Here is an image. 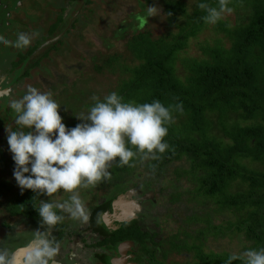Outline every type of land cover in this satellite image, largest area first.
Listing matches in <instances>:
<instances>
[{
	"label": "trees",
	"instance_id": "trees-1",
	"mask_svg": "<svg viewBox=\"0 0 264 264\" xmlns=\"http://www.w3.org/2000/svg\"><path fill=\"white\" fill-rule=\"evenodd\" d=\"M251 1L226 0L224 11L237 3L243 14L252 10L247 22L228 27L221 17L216 23H207V13L197 6L205 2L219 9V0H161L156 7L164 12L171 32L153 37L146 29L138 30L126 42L136 62L121 64L128 76L111 91L118 92L126 102L159 100L165 106L177 102L183 105L182 112H173L174 122L164 138L169 148L156 159H143V169L148 173L139 181L144 191L154 193L157 188L160 193L167 192V200L160 206L171 208V214L167 213L171 231L125 233L135 236L151 264H224L230 254L264 248V0L255 2L253 9ZM64 19L62 15L57 17L50 28L52 34L61 29ZM134 20L138 29L142 28L148 21L147 10L135 15ZM208 25L221 35L212 45L200 43V55L188 54L192 38ZM117 30L122 32L124 27ZM56 42L45 38L20 53L18 61L36 66ZM42 46L43 51L36 55ZM116 62L118 55L114 53L95 61L93 67L102 71L111 66L112 70ZM29 67L13 80L28 75ZM56 89L60 88L52 84L47 92L53 95ZM106 95L99 98L103 100ZM53 99L60 104L62 122L68 128L84 122L77 118L74 107L64 105L56 96ZM9 112V121L14 122L16 114L10 108ZM11 130H17L15 123ZM129 147L135 151L134 146ZM140 159L138 154L124 166L113 161L109 167L111 179L121 186L130 178L140 180ZM169 164L171 175L164 176ZM37 195L20 188L13 201L9 200V211L14 206L22 207L27 214L36 211L33 205L37 204ZM227 238L229 242L236 240V246H231Z\"/></svg>",
	"mask_w": 264,
	"mask_h": 264
},
{
	"label": "clouds",
	"instance_id": "clouds-1",
	"mask_svg": "<svg viewBox=\"0 0 264 264\" xmlns=\"http://www.w3.org/2000/svg\"><path fill=\"white\" fill-rule=\"evenodd\" d=\"M197 6L207 13L204 17L207 23H216L225 10L226 0H219V9L205 2ZM159 12L157 7L147 8L148 17ZM33 35L18 33L14 46L27 48ZM8 43L0 36V45ZM92 100L94 104L87 114L77 115L84 122L68 128L58 111L60 104L51 92L28 86L20 98L9 99L8 106L16 114L17 130L7 128V143L18 186L22 191L30 189L48 197L60 190L71 194L62 203L41 200L39 207L33 205L44 230L34 231L23 264H53L61 247L52 235V229L63 219L57 210L68 213L74 220L87 221L89 216L77 189L95 187L110 178L113 161L124 166L138 154L141 159H156L157 154L165 153L169 145L164 138L168 126L174 122L173 112L183 111L182 102L168 106L159 100L126 102L116 91L103 100L94 95ZM237 260L241 264H264V248L230 254L224 264ZM0 264H15L14 255L0 250Z\"/></svg>",
	"mask_w": 264,
	"mask_h": 264
},
{
	"label": "rangeland",
	"instance_id": "rangeland-1",
	"mask_svg": "<svg viewBox=\"0 0 264 264\" xmlns=\"http://www.w3.org/2000/svg\"><path fill=\"white\" fill-rule=\"evenodd\" d=\"M49 1L50 0H41V4H39L41 5L40 12L43 13V16L50 17L49 20L45 22H43V19L39 21L36 20L39 24L33 21V15L27 11L28 7L32 8L33 5H37V1L32 3V5H30L29 0L23 1V7L11 10L15 14L14 17L10 16L8 20L6 19L7 15H5L3 11L0 12L1 19L8 21L4 27L0 28V36L4 37V35L9 34V36L4 37L9 43L0 46V49L1 47L6 48L8 46L4 49V52L0 53V62H4V60L10 62L9 60H11V65L14 67V65L17 64L15 60L20 59L19 53H24L26 51L27 48L18 49L14 46V41L17 38V34L20 32L34 34L30 46L37 44L45 38H56L52 37L57 34L56 32L51 35H46L45 33L48 31L47 29L50 22L54 20L53 13L59 12L61 0H58L60 4L56 7V12L51 11ZM258 1L259 0L251 1L250 5L252 9L254 7L253 4ZM160 2L161 0H153L151 3H148L147 0H89V2L83 3V0H76L71 6H63L62 15L66 16L64 19L65 23L61 24V35L55 39V42L59 39L61 41L55 43V47L53 46V48L48 51L47 55L40 59L38 65L28 69L29 73L27 76L13 83L9 99L20 98L25 93L28 86L35 87L42 92H47V89L50 90L51 85L54 84L56 88L60 89H56L58 92L53 94L52 97L56 96V99L59 98L60 102L64 103V105L74 107L76 116L86 115L88 109L91 107L90 104L93 101L92 97L94 95L97 97L106 95L109 91L114 89V86L118 85V82L122 78L128 76V74L122 70L121 64L126 65L136 62L135 59L133 60L130 51L126 47L127 40L136 31L146 29L153 37L171 32V25L168 24L163 11L159 12L158 15L149 16L147 23L140 29L134 24L135 15L142 14L144 10H147L148 6H158ZM69 7L71 9H69ZM242 11L243 8L241 9V6L237 3V5H233L228 10L224 11L221 15V19L228 23V27H234L236 23L241 21L247 22L249 20V12L252 10H249V12L246 10L244 14ZM22 18L26 20L25 23L28 24V27L25 28L23 23L21 24V22L16 21V19L21 20ZM24 20L22 21L24 22ZM23 27L24 29H22ZM118 27H124V30L120 32L117 30ZM219 35H221V31L212 29L210 25L206 26L204 31L200 32L197 37L192 38L193 40L190 41L189 47L187 48L188 54L192 56L200 55L202 53L200 43L207 42L212 45L213 39L217 38ZM51 43L52 42H48L47 45H51ZM42 47L36 55H39V53L43 51L44 47ZM182 52L187 55L186 49H183ZM114 53L118 55L119 63H114L112 66L113 71L111 70V66L107 68L104 67L102 71L95 70L93 67L95 61H100ZM22 67H29V65H18L14 68V75H17L19 72L22 73ZM68 79H70V83H67L68 86H65L64 83L67 82ZM98 90H100V93ZM59 109L60 115L64 117V114L62 115L64 112L61 110V107ZM8 115L11 116L10 112ZM2 118L6 117L3 111L0 110V124H2ZM13 125L14 122L12 120L9 121L10 130ZM4 131L5 133L0 139V144L4 147L3 150L6 152L5 156L7 160L0 159V190L2 189V193H0V220L2 218H7L9 221L19 223L22 221L21 217L15 216L11 218L4 208V204L9 203L10 199L12 202L15 192L20 189L13 177L15 163L7 143L8 133L6 126ZM143 161V159H140L138 161L139 164H137L140 180L136 177L132 178V180L141 182L147 175L148 171L143 169L144 166H142L144 165L142 164ZM169 165V168H166L163 174L164 176H169L171 173V164ZM25 175L28 174L26 173ZM106 180L109 182L111 177ZM106 180L98 182L95 187L77 189L85 206L91 205L94 202V196L101 197V192L104 191L97 187ZM156 187H160L159 183ZM165 193L167 192L164 191L160 193L157 191V188H155L151 196V199L154 198V200L152 202L145 201L144 212L141 213L142 220L150 224L153 227L151 229L159 232L171 231V217L168 218L167 215V213L171 214V208L160 206L161 202L167 200V195ZM70 195V193L62 191L53 194L51 197H42L41 200L48 199L51 202L62 203L69 199ZM89 196L93 198L88 200ZM121 203V207H127V211H132L131 206L134 208L131 201L121 200ZM14 207L18 208L17 206ZM141 210H143V207ZM155 223H158V225ZM20 235H22V232L17 233L16 229L11 230L7 234L5 245L0 246V250L9 251V249L14 248L15 245L23 244L24 240L21 239ZM228 239L229 238L226 239L227 242H229ZM231 241L232 242H229L230 245L236 246L237 241ZM223 246H226V243H224ZM17 249L20 250V247ZM62 255V252L59 251V256ZM167 260L170 261L171 256ZM78 261L80 263L83 262L82 259L76 258L75 262Z\"/></svg>",
	"mask_w": 264,
	"mask_h": 264
},
{
	"label": "flooded vegetation",
	"instance_id": "flooded-vegetation-1",
	"mask_svg": "<svg viewBox=\"0 0 264 264\" xmlns=\"http://www.w3.org/2000/svg\"><path fill=\"white\" fill-rule=\"evenodd\" d=\"M23 1L25 0H0V12L3 11V13L7 15L6 19L8 20L10 16L14 17L15 14L11 10L23 7ZM29 1L30 5L37 1V5H33L32 8H27V11L33 15V21L36 22V20L39 21L41 19L44 20L43 22L46 20L48 21L50 17H45L43 16V13L40 12L41 5L39 4H41V0ZM74 2H76V0H61V4L58 0L49 1L51 11L56 12V7L59 4L60 8L58 13H53L54 20L50 22L47 29L48 31L45 33L46 35L52 34V32H50V28L52 24L56 22L57 17L62 15L64 9L63 6H71ZM69 9L71 8L69 7ZM63 17L66 18V16ZM7 20L1 19L0 16V28L4 27L5 24L8 23ZM22 20L24 19H16V21L21 22V24L23 23L25 28L28 27V24L25 23L26 20H24V22ZM36 23L39 24L38 22ZM24 27L22 29H24ZM55 32L57 34L53 37L57 38L61 35L62 29H58V31L56 30L53 33ZM7 36H9V34L4 35V37ZM32 46H28L26 51ZM6 48L1 47L0 53L4 52V49ZM18 60L19 59L15 60L19 63L14 65V67L11 65V60H9L10 62H8V60L0 62V110L3 111L4 116L7 118L1 119L2 124H0V139L5 133V126L6 128H9V97L12 91L11 87L13 83L18 81L13 80L15 77L14 68L20 64L22 66L29 65L28 62L23 64ZM26 68L27 67H22L23 70ZM3 149L4 147L0 144V159L6 161V152ZM105 182L97 187L104 191L101 192V197L94 196V202L91 205L85 206L89 216L87 221L74 220L68 213L57 210L58 214L63 216V219L52 229V235L53 238L60 243L61 247L59 251H61L63 255L59 256L58 253L53 261V264H151L148 261L146 254L140 249V244L133 235L142 229L144 231H152L151 228L153 227L146 223L145 220H142L141 213L144 212V202H152L154 200V198L151 199L153 192L150 189L144 191L140 182L138 181L136 183L135 180H132L131 178L125 183V185L122 186L114 179L109 180V182L106 180ZM17 191L15 194H17ZM62 191L63 190H60L57 193ZM0 193H2V189L0 190ZM42 197L48 196L39 193L36 197V207H39ZM92 198L89 196L88 200H91ZM121 200L128 202L131 201L134 206L132 211L126 212L127 207H121ZM136 205L139 209L135 207ZM142 207L143 210H141ZM4 208L11 218L18 216L21 217L22 221L14 223L9 221L7 218H2L0 220V246L5 245V239L11 230L16 229L17 233L22 232V235L20 236L21 239L24 240V243L15 245L14 248L9 249V252L14 255L15 264H23L27 247L35 236L34 231L38 229L43 231L44 228L41 227L40 217L37 210L27 214L22 207H18L17 209H13V211L15 210L13 214V211H9V203H5ZM21 209L22 211L24 210V212H22ZM46 227L47 226H45V228ZM127 230H133V235H125ZM148 245H151V243L148 242ZM19 247L20 250L17 249ZM76 258L82 259L83 262H75ZM167 262L170 263L171 260H167Z\"/></svg>",
	"mask_w": 264,
	"mask_h": 264
},
{
	"label": "water",
	"instance_id": "water-1",
	"mask_svg": "<svg viewBox=\"0 0 264 264\" xmlns=\"http://www.w3.org/2000/svg\"><path fill=\"white\" fill-rule=\"evenodd\" d=\"M135 207L139 209V207L137 205Z\"/></svg>",
	"mask_w": 264,
	"mask_h": 264
},
{
	"label": "bare ground",
	"instance_id": "bare-ground-1",
	"mask_svg": "<svg viewBox=\"0 0 264 264\" xmlns=\"http://www.w3.org/2000/svg\"><path fill=\"white\" fill-rule=\"evenodd\" d=\"M131 208L133 209V207L131 206ZM126 212H128V211H126Z\"/></svg>",
	"mask_w": 264,
	"mask_h": 264
}]
</instances>
